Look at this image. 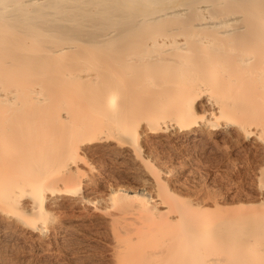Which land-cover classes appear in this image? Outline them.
Segmentation results:
<instances>
[{
  "label": "bare ground",
  "instance_id": "bare-ground-1",
  "mask_svg": "<svg viewBox=\"0 0 264 264\" xmlns=\"http://www.w3.org/2000/svg\"><path fill=\"white\" fill-rule=\"evenodd\" d=\"M206 130L264 152V0H0L3 236L44 239L65 202L103 211L93 157L115 154L149 178L107 196L111 264H264V196L195 204L145 147Z\"/></svg>",
  "mask_w": 264,
  "mask_h": 264
},
{
  "label": "rangeland",
  "instance_id": "rangeland-1",
  "mask_svg": "<svg viewBox=\"0 0 264 264\" xmlns=\"http://www.w3.org/2000/svg\"><path fill=\"white\" fill-rule=\"evenodd\" d=\"M234 134L212 135L206 130L200 142L189 137L164 135L162 141H157V137H153L154 141L149 139L146 143L150 144L145 147L158 167L170 171L165 176L170 180L165 178V182L173 192L195 204L213 202L224 209H235L263 198L264 194L257 188V174L264 152L255 138L244 140L238 133ZM104 156L93 157L96 162L93 164L97 166L96 171L91 172L94 179L89 185L91 197L100 198L103 211L87 213L65 202L62 211H56L61 217L56 229L44 239L24 235L16 240L0 232V264H111L114 241L110 219L119 211L111 207L107 196L119 187L139 189L149 177L141 166L127 158L115 154ZM151 186L153 184L147 185L149 191L153 190ZM104 206H109L110 210ZM7 225L0 221L1 229H8Z\"/></svg>",
  "mask_w": 264,
  "mask_h": 264
}]
</instances>
